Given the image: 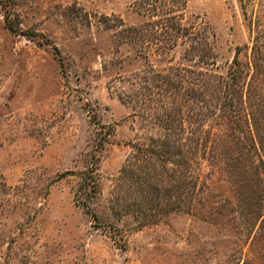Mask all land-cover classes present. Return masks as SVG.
<instances>
[{
    "label": "rangeland",
    "instance_id": "obj_1",
    "mask_svg": "<svg viewBox=\"0 0 264 264\" xmlns=\"http://www.w3.org/2000/svg\"><path fill=\"white\" fill-rule=\"evenodd\" d=\"M136 25L141 37L120 43ZM145 65L196 79L183 90L190 99L175 135L192 161L194 192L181 198L191 207L173 211L164 183L149 223L130 211L118 179L133 146L159 136L152 112L134 115L118 96ZM231 72L252 81L264 125V0L0 3V264H264V170L232 182L217 154L226 142L249 143L248 127L205 109L223 102ZM107 131L91 214L73 194ZM153 164L172 172L170 162Z\"/></svg>",
    "mask_w": 264,
    "mask_h": 264
},
{
    "label": "trees",
    "instance_id": "obj_2",
    "mask_svg": "<svg viewBox=\"0 0 264 264\" xmlns=\"http://www.w3.org/2000/svg\"><path fill=\"white\" fill-rule=\"evenodd\" d=\"M3 1L0 0L1 5ZM142 28L143 26L136 25L123 29L122 32L126 33L123 35L125 40L120 41V43L129 44L130 42L132 43V40H138L141 37ZM126 38L129 41H126ZM136 51V54L140 55L141 49H136ZM236 61L235 57L233 62ZM184 71L193 72L180 67H172L169 68L170 74L164 75L151 65H145L139 70V73L125 80L128 84V89L118 93V96L124 99L125 101H123L134 110V115L139 111L137 115L146 118L152 112L159 124L158 138H152L149 148L140 145L133 146V153L129 159L133 162L132 164L127 162L121 168L118 177L119 181L122 182L121 184H124L131 191L126 197V200L130 201L128 202L130 211L143 215L144 221L147 223L155 217L152 212L155 213L157 206L160 204L159 193L162 192L163 194L166 191V188H163L164 183L172 185L170 186L172 189L168 188V193L173 198V206L171 205L173 211H185L186 209L183 206H186L187 210L191 207L190 200L182 201L181 198L184 193H191V197L194 192L195 183L191 173L192 161L186 157L187 153H183L176 145L175 138L178 131L182 133L185 102L190 99L189 92L185 94L183 90L191 83L193 84V80H196L187 79L183 73ZM199 74L197 73V75ZM239 75L240 73H229L230 80L224 83L223 86L226 92L218 99V101H221L222 98L223 102H217L215 105V103L213 104L210 101L207 102L205 107L207 114H211L212 117H219L225 125H246L248 127L249 143L241 144L240 141L235 140L229 143L226 142L222 147V151L217 153L223 159L225 171L231 181L233 179L232 182H237L241 174H250L254 167L256 169L263 168L264 170V125H260V119L256 117L260 113H253L252 110V106L255 103L254 95L249 93L252 81L249 79L251 84L245 81L246 73L242 77ZM185 83H188V85L185 86ZM212 107H218V112L213 111ZM154 110H156V113ZM263 115L264 113H261V116ZM107 132L103 135L104 138L101 137L91 150L89 164L86 165L83 171L79 172L78 185L73 194L74 203L80 205L91 214L93 212L90 209V205L97 199L100 191L97 172L100 157L98 153L103 148L107 136L111 135V131ZM248 150H251V154L254 157L257 154L258 157H255L257 159L256 164L254 163V157H249ZM168 157L171 159L179 157V159L176 161H164ZM158 160L162 163H172V172L170 171V173L166 174L165 171H161L162 177L153 164ZM263 170L260 171L261 174ZM258 179H260V173H258L256 180ZM243 187L247 188V185H243ZM248 191H251V188H248ZM258 217L260 218V216Z\"/></svg>",
    "mask_w": 264,
    "mask_h": 264
}]
</instances>
